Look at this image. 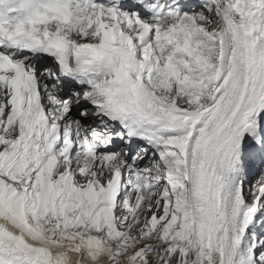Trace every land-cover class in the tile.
<instances>
[{"label":"snow or ice","instance_id":"obj_1","mask_svg":"<svg viewBox=\"0 0 264 264\" xmlns=\"http://www.w3.org/2000/svg\"><path fill=\"white\" fill-rule=\"evenodd\" d=\"M0 264H264V0H0Z\"/></svg>","mask_w":264,"mask_h":264},{"label":"bare ground","instance_id":"obj_2","mask_svg":"<svg viewBox=\"0 0 264 264\" xmlns=\"http://www.w3.org/2000/svg\"><path fill=\"white\" fill-rule=\"evenodd\" d=\"M258 175V174H257Z\"/></svg>","mask_w":264,"mask_h":264}]
</instances>
